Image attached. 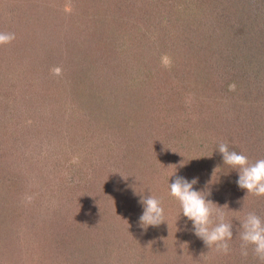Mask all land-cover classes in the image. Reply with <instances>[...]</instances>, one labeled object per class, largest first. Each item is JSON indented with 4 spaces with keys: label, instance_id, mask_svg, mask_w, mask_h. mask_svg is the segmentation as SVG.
Instances as JSON below:
<instances>
[{
    "label": "rangeland",
    "instance_id": "rangeland-1",
    "mask_svg": "<svg viewBox=\"0 0 264 264\" xmlns=\"http://www.w3.org/2000/svg\"><path fill=\"white\" fill-rule=\"evenodd\" d=\"M93 4L0 0V33L15 34L10 44L0 45V264H261L251 247L242 256L238 230L250 212L264 219V197L247 196L237 184L238 171L224 164L214 144L240 146L250 162L264 159V52L252 60L251 70L229 60L226 68L235 69L237 80L221 98L209 95V82H201L207 77L198 74L195 62L205 45L191 30L171 23L165 28L157 5L140 0L135 2L142 10L141 15L136 10L139 39L152 43V60L175 91L160 95L157 109L134 96L120 107L119 97L117 105L98 100L103 118H75L79 106L97 103L86 80L94 86L104 71L86 73L92 63L78 40L85 35L71 26L89 15ZM205 10L210 12L208 5ZM249 20L256 36L264 33V0ZM212 29L208 25L203 32L207 39L217 36ZM188 34L194 35L191 53L174 59L171 49L183 47L178 38ZM247 46L236 43L235 61L247 55ZM131 73L135 80L143 74ZM45 80L63 87L60 99L46 106ZM74 85L80 89L70 91ZM194 171V190L224 206L225 219L233 224L227 255L206 247L177 205L170 218L164 213L167 222L140 227L141 198L151 194L162 207L168 200L177 204L170 184L177 176L191 181Z\"/></svg>",
    "mask_w": 264,
    "mask_h": 264
},
{
    "label": "trees",
    "instance_id": "trees-1",
    "mask_svg": "<svg viewBox=\"0 0 264 264\" xmlns=\"http://www.w3.org/2000/svg\"><path fill=\"white\" fill-rule=\"evenodd\" d=\"M139 1L93 0L94 4L91 7V13L87 16L82 15L81 18H79V16V19L76 18L71 23L72 27L75 26L74 32H77L78 35H85V38L81 36L78 40L80 41L82 39L84 44L83 48H85L83 50H87V54L86 52L83 54L84 57L87 55V63H92L88 66L90 72L88 71L86 73H89L90 76H94L98 74L96 71L98 68L104 70L100 74L101 76L98 77L99 82L97 79H94V86L90 81L86 80V87L89 88V95L91 98L94 97L97 103L88 102L86 105L79 106V109L72 115L75 116V118H103L104 112L100 106H98L100 104L98 100H105L107 103L109 102L111 104L113 102L112 105H117V100L119 97H122V101H120L118 105L123 107V105L134 96L141 101L146 100L148 105L144 104V107L148 106L149 108L151 105L153 107L159 105L160 95L167 91H170V93L172 90L173 92L175 91L173 88V81L164 72L158 71L159 69L152 60L155 50L152 43L143 42V37H141V40L139 39L137 29H140V27L136 29V24L138 23L136 10L138 7L135 4V2L138 3ZM145 1L148 5H153L151 6L152 8H156L155 5H157V12L159 13L161 21L160 24L165 28H168V25L171 23L176 29L184 28L188 32L191 30V33L197 34L198 36L196 37L197 43L199 44L202 42L205 45L201 50L197 51V56H201V59L199 58V60L195 62L198 61V74L207 77V81L203 78L201 82L204 83L205 81L204 84L209 82V90L205 89L209 95L212 93L214 96L216 95V97L221 98L223 91L227 89L225 87H228L230 81L237 80L235 75L236 72H234L235 69L230 71L226 68L229 60L233 62L235 67L243 66L246 70H251L254 68L252 60H255L259 54L264 52L262 47L264 42H261V36L264 33L256 36L252 31V23L254 20L248 21V17L252 13L256 14L258 0H190L191 4H188V0H159V4H156L155 0ZM206 5H208L210 12H206ZM212 5L215 6L214 11ZM138 9L141 10V6ZM141 14L142 10L140 11V15ZM95 17L97 19H95ZM208 25L216 29V31L214 29L211 31L208 30L212 33L211 36L217 32V36L213 39H209L210 37L207 39V37L203 35V32L208 29ZM224 31H227L228 36H224ZM161 33L164 34V31H161ZM193 34L178 38V40H180L179 45L183 47L179 46L171 49L173 58L174 56L177 58L178 55L184 56L186 51L191 53L192 39L194 38L189 37H193ZM237 39L239 44L248 45L246 47L247 55L245 54L243 57H240V61L239 59L237 61L234 60L236 55L234 54V50H236L235 45L238 43ZM141 41L144 50L142 48L135 50ZM90 50L91 52L88 53ZM239 55L242 56L241 54ZM99 57L101 59H99ZM225 57L226 59L223 60ZM180 60L183 62L184 58ZM98 61L99 63L97 66ZM212 61H214V63ZM61 67L63 70V65ZM131 68H133L134 71L143 73L138 75L140 80H135L133 78L134 74L132 75L131 72L134 71L131 70ZM65 70H67V68H65L64 71ZM108 70L109 73L107 72ZM66 72H68L67 76H69V70ZM81 72L84 73V71ZM79 75H81L80 77L82 78V74L80 73ZM115 80H119L120 82ZM190 81L195 83V79H190ZM66 83L68 82L63 84L67 85ZM55 84H57L55 81H46L43 83L45 93H47V96H44V99H46L44 100L45 106L51 103L55 104V100L60 99V91H62L61 88L63 87L61 86L60 88V86ZM195 86L194 84L193 87ZM122 87H124V90ZM73 88L74 90L80 89L74 85V87H71L70 91H72ZM134 90H136L135 93H132ZM128 92L132 93V95ZM62 112H65V109ZM220 143L224 142L219 140L215 142L214 150L218 151V145ZM228 143L227 145L230 151H236L238 154L242 153L239 149L240 146L235 147L232 146L233 144ZM197 174L198 173L194 171V173L191 174V178H195L198 176ZM176 205L180 206L179 202L175 204L170 200L164 204V213L167 218H170V212L175 211L174 207H177ZM179 214H182V212H179ZM251 264H255V262Z\"/></svg>",
    "mask_w": 264,
    "mask_h": 264
},
{
    "label": "clouds",
    "instance_id": "clouds-1",
    "mask_svg": "<svg viewBox=\"0 0 264 264\" xmlns=\"http://www.w3.org/2000/svg\"><path fill=\"white\" fill-rule=\"evenodd\" d=\"M14 39V33H0V45L10 44ZM218 151L223 156L224 164L238 171L237 184L247 190V196L264 197V159L250 162L246 155L230 151L226 143H220ZM197 183L198 178L188 181L177 176L170 184L169 194L179 202L182 214L193 222L194 234L206 247H215L217 252L227 255L230 251L229 241L233 239V224L226 221L221 210L224 206L208 200L203 191L194 190ZM140 203L144 208L139 218L140 227L147 230L149 226L158 227L167 222L161 201L155 196L150 194L142 197ZM240 225L238 237L241 240L242 256L247 257L248 248L251 247L261 264H264V219L250 212L240 221Z\"/></svg>",
    "mask_w": 264,
    "mask_h": 264
}]
</instances>
